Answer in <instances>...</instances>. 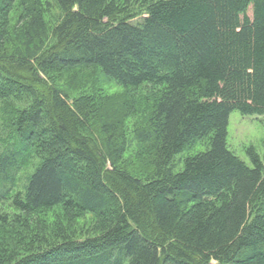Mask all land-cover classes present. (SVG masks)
<instances>
[{"label":"trees","instance_id":"1","mask_svg":"<svg viewBox=\"0 0 264 264\" xmlns=\"http://www.w3.org/2000/svg\"><path fill=\"white\" fill-rule=\"evenodd\" d=\"M52 1L50 28L40 0H0V177L35 156L13 208L91 214L93 228L11 263L264 264V163L227 147L231 112L264 116V0ZM78 73L159 88L133 132L153 153L148 171L123 163L127 101L72 99L59 83ZM198 143L205 151L184 156Z\"/></svg>","mask_w":264,"mask_h":264},{"label":"rangeland","instance_id":"2","mask_svg":"<svg viewBox=\"0 0 264 264\" xmlns=\"http://www.w3.org/2000/svg\"><path fill=\"white\" fill-rule=\"evenodd\" d=\"M40 4L45 22L51 28L56 20L57 9L52 0H40ZM9 8V31L13 33L21 8L16 2ZM7 50H10L9 45ZM96 76L94 73L65 74L59 86L65 89L72 99L91 94L109 98L121 97L126 100L131 108V114L124 124L129 148L123 157V163L133 174L134 171L140 174L148 171L150 168L147 157L149 156L150 160L153 153L150 149H140L137 143L133 142V132L135 127H140L146 122L153 96L159 88L144 85L138 89L124 90L103 79L97 80ZM3 123L0 114V154L9 144L5 142L7 135L2 131ZM227 147L249 167H252L251 159L247 155L249 149H252L264 163V116H242L238 111L231 112L227 128ZM205 149L204 143H198L192 150L185 152L184 156L203 152ZM21 161L8 182L0 177V264L14 263L29 255L34 248L42 246V243L63 241L70 234L73 239L88 238L93 228L94 218L91 214H84L75 219L73 217L68 221L61 207L42 210L29 216L16 211L11 200L24 189L35 170L37 158L27 155ZM180 169L181 165L176 171Z\"/></svg>","mask_w":264,"mask_h":264}]
</instances>
